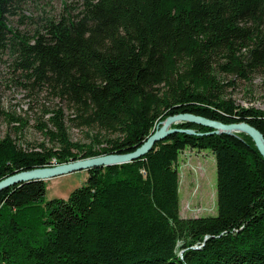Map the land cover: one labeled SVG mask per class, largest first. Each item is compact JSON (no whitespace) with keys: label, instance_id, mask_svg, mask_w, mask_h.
Here are the masks:
<instances>
[{"label":"trees","instance_id":"16d2710c","mask_svg":"<svg viewBox=\"0 0 264 264\" xmlns=\"http://www.w3.org/2000/svg\"><path fill=\"white\" fill-rule=\"evenodd\" d=\"M25 1L0 0V50L72 104L77 124L115 136L98 148L73 142L57 109L52 129H41L55 148L0 139V180L131 152L174 114L245 121L264 136V110L223 95L235 84L226 76L264 72V0H81L30 36L8 20ZM172 126L202 134L175 132L133 161L89 168L65 199L46 200L45 180L1 189L0 264H264V159L254 142L188 121ZM186 148L215 158V215L179 214Z\"/></svg>","mask_w":264,"mask_h":264},{"label":"rangeland","instance_id":"374dc122","mask_svg":"<svg viewBox=\"0 0 264 264\" xmlns=\"http://www.w3.org/2000/svg\"><path fill=\"white\" fill-rule=\"evenodd\" d=\"M80 6L81 0H26L8 20L13 28L30 36L41 30L45 19H57L66 7L76 12ZM13 58L9 51L0 50V106L3 111L0 114V139L9 134L27 150L55 148L56 141L41 129L43 124L52 129L49 118L57 109L62 110L63 120L73 142L98 148L107 145L108 140L115 136L96 127L77 124L74 120V106L58 96L51 86L22 76ZM228 79H234L235 84L225 86V98H231L244 107L253 106L264 110L263 71H256L249 80L228 75L224 81ZM177 169L180 216L215 215L216 166L213 154L208 150L186 148L178 156ZM86 178V170H80L45 180V199L67 198L73 189L85 184Z\"/></svg>","mask_w":264,"mask_h":264},{"label":"water","instance_id":"95a60500","mask_svg":"<svg viewBox=\"0 0 264 264\" xmlns=\"http://www.w3.org/2000/svg\"><path fill=\"white\" fill-rule=\"evenodd\" d=\"M188 121L204 127L212 129L211 133L227 134L234 136L236 133L242 132L248 135L254 142L256 148L264 159V136L262 133L245 121L236 123H223L217 120L208 119L203 116L194 115L191 113H180L169 115L164 120L160 121L154 132L135 150L128 153H113L103 154L92 157H86L76 160H71L65 163H59L52 166L38 167L26 171H21L10 175L0 180V190L10 185L29 181V180H48L57 176L73 173L80 170H87L92 167L110 166L116 164L127 163L137 159L149 152L157 141L163 140L168 135L175 132H184L189 134L196 133L192 129L174 128L172 124Z\"/></svg>","mask_w":264,"mask_h":264}]
</instances>
